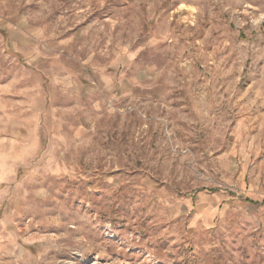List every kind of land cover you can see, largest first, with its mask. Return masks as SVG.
Wrapping results in <instances>:
<instances>
[{
  "label": "rangeland",
  "instance_id": "rangeland-1",
  "mask_svg": "<svg viewBox=\"0 0 264 264\" xmlns=\"http://www.w3.org/2000/svg\"><path fill=\"white\" fill-rule=\"evenodd\" d=\"M0 264H264V0H0Z\"/></svg>",
  "mask_w": 264,
  "mask_h": 264
}]
</instances>
